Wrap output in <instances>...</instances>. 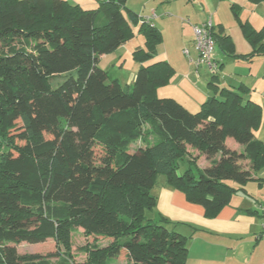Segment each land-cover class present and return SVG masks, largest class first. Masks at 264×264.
I'll use <instances>...</instances> for the list:
<instances>
[{
	"label": "trees",
	"instance_id": "obj_1",
	"mask_svg": "<svg viewBox=\"0 0 264 264\" xmlns=\"http://www.w3.org/2000/svg\"><path fill=\"white\" fill-rule=\"evenodd\" d=\"M127 1L85 10L65 0H0V264H185L187 238L157 212L155 185L214 218L253 175L263 172L256 181L264 183V144L254 137L261 107L244 98L248 88L218 86L214 57L215 72L203 66L212 96L196 113L157 98L174 69L153 62L162 36ZM240 30L248 54L235 55L220 25L210 30L214 51L264 58V25L240 23ZM136 33L144 39L132 53L139 69L121 87L99 59ZM70 72L75 77L50 89V79ZM227 138L243 153L227 149ZM201 156L207 168L197 166ZM78 229L93 238L79 248L82 262L71 255ZM47 240L55 243L48 255L16 250Z\"/></svg>",
	"mask_w": 264,
	"mask_h": 264
},
{
	"label": "crops",
	"instance_id": "obj_2",
	"mask_svg": "<svg viewBox=\"0 0 264 264\" xmlns=\"http://www.w3.org/2000/svg\"><path fill=\"white\" fill-rule=\"evenodd\" d=\"M65 1L72 5H78L85 10H90L95 9L97 4L103 0ZM158 1L159 0H144L139 10L134 9L132 12L137 14L140 18L147 19L162 36L159 28L153 23L154 20L161 17L158 16V12L161 15ZM172 1L164 0L163 3ZM200 1L203 5L206 4L207 7H211L210 0ZM127 2H129V0ZM202 24H204V22L200 20V22H195L193 26L189 28H183L186 30H181L182 34L179 44H181L182 47L181 51L185 54V57H182L184 58V63L182 64L184 69L169 58H166V60L156 59V57H158L157 48L159 46L156 47V54L153 59V62H167L174 69V76L175 74L179 76L177 78L173 76V80L171 79L167 86L158 88L156 90V97L159 99L171 97L186 110L188 106L190 107L189 109H191V107L196 104V98L190 93L189 88L191 89L193 85L200 87V84L205 83V81L207 85L211 78V74L204 67L198 70L195 65L197 51H195L194 47L193 27H198ZM222 28L224 29L223 26ZM136 30L137 28H134L135 32ZM137 48L142 47L138 46L136 49ZM248 53L249 52H245L242 55ZM103 57L106 56L100 57L99 62ZM214 57L219 64L220 73H228L227 68L236 71L234 72L236 76L232 78L230 82H227L224 80V77H222L220 78L221 80L219 78L217 79L216 84L226 88H235L239 85L247 87L249 93L245 95L244 98L261 107V122L259 128L254 132V137L264 144V58H254L250 61L234 59L226 56L217 48L214 51ZM224 62L225 64L223 65ZM176 69H181L183 71ZM169 86H173L175 92L179 95L178 97L173 94L165 96V93H170V91H166V88H169ZM198 92L200 93L202 91ZM209 92L210 91L205 90V99H207L206 97H208L207 95H209ZM197 98L200 99V97ZM188 111L190 112L191 110ZM225 146L230 151H235L239 154L244 151L242 146L235 143L230 138L225 140ZM192 153L194 154V152ZM196 154L195 152L194 155ZM204 164V167L207 168L208 164L206 160ZM242 166L245 167V169L248 168L246 162H244ZM262 177L263 172H258L253 175L243 186V190L233 195L229 204L221 208L214 218L205 217L204 209L201 206L187 202L184 195L177 190L163 187L161 183L153 188L151 193L156 197L157 212L171 223H174L176 225L175 230L187 238V258L185 264H264V229L262 226V218L258 213V207L264 206V183L260 184L256 181Z\"/></svg>",
	"mask_w": 264,
	"mask_h": 264
},
{
	"label": "rangeland",
	"instance_id": "obj_3",
	"mask_svg": "<svg viewBox=\"0 0 264 264\" xmlns=\"http://www.w3.org/2000/svg\"><path fill=\"white\" fill-rule=\"evenodd\" d=\"M143 1L144 0H129V2H127L126 4V7L131 11L134 9L139 10ZM163 2L164 0L158 1L159 3L158 6L160 8L159 11H161V15L158 12V16L161 17H159L157 20H154L153 22L154 24H156L157 28H159V30L162 33V42L158 45L159 46L157 48L158 57H156V59L166 60V58H169L170 60H173L175 64L180 66H182V64L184 63L183 60L184 58L182 57H185L184 52L181 51L182 50L181 44H179L180 36L182 34L181 30L182 31L186 30L183 28H187V27L189 28L193 26L195 22H200V20L201 22H204V24L210 22L215 29H217L218 25L220 26L222 25L224 27L223 29L224 34L228 35L232 43L234 44L235 55L239 56L244 54L245 52L250 51L247 42L245 41V39L241 34L240 23H249L255 30L260 29L264 24V3L259 5H253L248 0H210L211 7H207L206 4L203 5L200 0H180V1H172L169 3L168 2L163 3ZM232 6L234 7L233 9ZM138 46H141L142 48L144 47V39L136 33L135 37H133L128 42H126L124 46L122 45L121 48L119 47L120 49L118 48L115 52L108 55H104L106 57H103L98 65L101 69L107 72L109 81L117 80L121 87L130 86L132 84V80L134 79V76L139 68V64H137V62L133 59L132 53ZM186 59L188 60L187 56ZM224 64L225 62L223 63V65ZM182 67L184 69V66ZM200 68H203V66L198 67V70ZM176 70H181V69H176ZM227 72L228 73L219 72V74L216 76L219 79L224 77V80L230 82L232 78L236 76L234 74V72L236 71L232 70L231 68H227ZM70 77H75V72H70L64 75L53 77L52 79L49 80L50 89L51 90L56 89L59 85H61L64 81H66ZM175 77L177 78L179 76L175 74L174 78ZM210 80L211 78L209 79V81ZM193 86L190 89L188 85V88L190 90V93L195 96L196 104L192 106L191 109H189L190 107L188 106L187 110H191L190 112H197L200 108L201 103L206 100L204 95L205 90L210 91L208 93L209 95H207L208 97L206 98L212 96V92L211 89L207 87L206 81L205 83H201L200 87H197L196 85ZM166 89H167L166 91H170V93H165L166 94L165 96H170V94H173L174 96L177 97L179 96L178 93L175 92L173 86L171 87L169 86V88ZM198 91H202V92L199 93ZM197 97H200V99H198ZM165 98H171V97H165ZM140 146L141 145L138 143L132 147V150H135ZM188 149L191 151L190 148ZM95 153L98 152L96 151ZM191 154L193 153L191 152ZM194 154L193 156L192 155L190 156L197 157ZM96 155L98 156V154ZM196 163L198 167L203 168L205 166L204 157L203 158L199 157ZM160 180H162V177H158L157 181L160 182ZM92 242H93V238L86 237L83 231L80 229L72 233L71 255H73L75 262H82L85 258L84 254L79 252V248L91 244ZM97 242L99 245L105 246L110 241L98 238ZM16 250L20 255L23 254L48 255L55 251V243L53 240H47L46 242L40 244L21 243L18 246H16ZM55 262L56 259L50 260V263L52 264ZM119 264H125V262L120 261Z\"/></svg>",
	"mask_w": 264,
	"mask_h": 264
},
{
	"label": "built area",
	"instance_id": "obj_4",
	"mask_svg": "<svg viewBox=\"0 0 264 264\" xmlns=\"http://www.w3.org/2000/svg\"><path fill=\"white\" fill-rule=\"evenodd\" d=\"M147 20V19H146ZM148 21V20H147ZM211 23L203 24L201 27H193L194 44L197 51L196 67L204 66L208 71L215 72L217 66L214 62V41L210 35ZM259 212L263 215L264 229V206L258 207Z\"/></svg>",
	"mask_w": 264,
	"mask_h": 264
}]
</instances>
